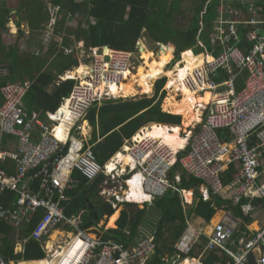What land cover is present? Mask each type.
<instances>
[{"label": "built area", "instance_id": "built-area-1", "mask_svg": "<svg viewBox=\"0 0 264 264\" xmlns=\"http://www.w3.org/2000/svg\"><path fill=\"white\" fill-rule=\"evenodd\" d=\"M10 1L0 0V6ZM259 1L220 0L210 35L212 48L204 47L196 55L176 47L167 64L173 71L180 62L185 68L187 52L202 57L197 68L186 71L179 86L198 97L211 94L207 104H198L200 119L181 132L188 142L183 152L177 153L162 138L149 136L157 124L149 123L102 165L92 138L83 137L88 111L120 98L112 88L138 72L137 65L145 61L143 49L161 51L169 42L148 48L142 39L137 51L102 46L82 54L81 58L90 61L84 65L86 71L74 78V72L60 76L59 84L74 80L75 87L59 110L47 113L45 119L29 113L25 105L33 81L2 85L9 72L0 68V222L14 228L15 256H23L0 255V264L29 262L24 256L32 241L40 245L41 260L47 264L150 263L158 247L154 236L140 237L126 247L104 240L101 224L84 228V211L67 215L69 191L79 183L76 172L91 182L103 177L99 196L115 210L126 203H152L170 191L182 195L187 209L196 196L190 190L192 200L188 201V191L180 188V182L200 179L203 201L220 197L231 204L217 209L208 221L187 216L186 229L164 264H251V255L256 264H264V23L259 18ZM236 2L241 7H235ZM51 11L58 19L60 8L51 6ZM58 20L49 26V36L62 45L64 38L55 35ZM163 93L164 88L160 98ZM175 93L182 95V91ZM126 158L129 162L125 164ZM8 161L15 163L14 172L5 168ZM176 166L181 168L175 170ZM231 168L237 174L227 181ZM132 186L146 197L145 202L131 201ZM216 216L219 220L213 223Z\"/></svg>", "mask_w": 264, "mask_h": 264}, {"label": "trees", "instance_id": "trees-1", "mask_svg": "<svg viewBox=\"0 0 264 264\" xmlns=\"http://www.w3.org/2000/svg\"><path fill=\"white\" fill-rule=\"evenodd\" d=\"M262 1H259V8ZM53 3L61 10L55 35L64 38L63 48L52 40L53 43L46 46V49L43 40H29L22 29L24 18L29 25V36L41 34L46 30L44 25L50 24L51 13L41 0H18L12 10L8 7L0 10V68L9 71V76L2 79V85L27 78L34 81L25 99L29 113L42 111V114L47 115L56 112L70 97L76 84L74 80L56 85L53 93L47 89L56 84L57 80L59 82L61 74L65 75L66 71H72L79 65L75 56L67 55L65 51L66 47L75 43L72 36L76 40H87L93 47L107 46L116 50L137 51L140 41L147 35L155 44H167L171 39L179 41L180 43L171 42L167 45L171 52L176 53L177 46L180 52L191 50L200 54L204 47L207 51L212 48L210 35L220 7V0H53ZM234 4L235 7H241L239 2ZM73 16L80 18V21L76 20L78 30L74 32L69 29L67 35L62 34L66 30V23L75 20ZM14 17H17L21 34L13 45H9L5 41L9 35L7 24ZM23 40L29 46L32 43L36 45L39 55L33 52L22 53ZM192 56L191 52H187L184 59ZM165 83L166 79L158 81L153 98L110 100L96 104L88 111L86 119L95 127L91 143L95 145L93 149L100 164L109 161L121 150L125 141L136 135L144 125L157 123L181 126V115L185 118L183 124L192 118L195 105L193 97L187 98L184 108L174 115L162 110L165 93L160 98V92ZM241 88L242 86L239 87ZM178 168L181 167L176 166L175 170ZM236 174L237 171L231 168L226 180H233ZM75 177L79 183L69 191L71 199L65 203L67 215L72 217L84 211V228L98 226L105 217L113 216L115 209L99 196L103 177L93 183L79 172L75 173ZM201 182L196 178H183L180 182V188L193 190L196 196L194 204L187 209L183 205L182 195L172 191L145 204L143 209H136V204L126 203L127 208L119 216L117 228L101 229L103 239L129 247L140 237L154 236L158 247L149 264H164L163 259L168 253L174 252L175 243L186 229L187 216L208 221L214 217L217 209L231 204L229 200L220 197L203 201L199 192ZM39 219L40 217L34 219L32 227ZM218 220L219 216H216L213 223ZM9 228L7 223L0 222V235L7 234ZM0 255L18 259L23 257L15 256V244L12 245L7 239L0 245ZM43 258L40 245L32 241L24 259L37 261Z\"/></svg>", "mask_w": 264, "mask_h": 264}, {"label": "bare ground", "instance_id": "bare-ground-1", "mask_svg": "<svg viewBox=\"0 0 264 264\" xmlns=\"http://www.w3.org/2000/svg\"><path fill=\"white\" fill-rule=\"evenodd\" d=\"M164 50L166 51V53H161V55H159L158 66L155 68H152L154 66V60L151 59V55L149 54L150 51L143 49V57L145 59L144 63L145 65L148 64L147 70L144 73L140 72V70L144 68V63H143L142 66L138 68V72L133 73L131 75V78L126 79L124 83L122 82L120 87H117L118 85H115V87H113L112 90L114 94L116 95V97H121V95L122 97H128V95H131V94L133 95L151 94L153 87H154V83L160 77L168 75L169 79L167 78L166 86L169 89L170 88L172 89L174 87V90L170 91L171 93L168 94V97L165 99V105L163 108H164V111L171 113V114H176L177 112H179V110L182 107L185 97L186 98L189 97V95L194 92L190 91L188 88H182L176 84V81L178 80L177 76L174 75L172 70H166L167 64L173 59L176 53L170 54L168 53L166 49ZM153 54L155 55L156 53L153 52ZM202 59H203L202 57L201 58L194 57L192 59H188L187 62L185 60V63H186L185 68L183 66L176 67L177 72L179 73L178 78L179 79L183 78L186 75V71L194 70L195 68H197V66H199L198 63L202 62ZM85 71H86L85 68L83 69L79 68L76 72L73 73L74 76L72 75L71 76L72 78H74L75 76H78V74L83 75ZM138 75H142V77L138 79L140 80L139 82L141 83V85L137 87L136 90H133V91L126 89L125 87L129 88L130 86H132L133 80H136V77ZM179 91H182L181 98L179 97L180 100L177 99V95L175 93ZM210 98H211V95L208 93L204 95H199L198 97L199 105L204 106V104H207L209 102ZM200 113L201 111L197 107V115H196L195 120L193 121V124L200 119ZM165 126L166 125H158V124L153 125L152 130L149 131V136L164 139L166 144L170 145L177 153L185 151L187 149L188 142L181 137V132L183 131L184 128L182 129V127H179V126H174V127L167 126L171 129L170 130ZM189 127L191 126H187L186 128H189ZM124 160H125V164L129 162L128 158ZM132 191L133 192L129 196L131 201L142 203L147 200L146 197H144L142 193L139 192L136 186H132ZM186 197L189 201H191L192 193L187 192ZM117 216H118V213H116L111 218L110 222L108 223L109 227L115 226L114 223H115ZM255 227H258V226L255 225ZM59 234L60 233H57L55 237H57ZM25 264H47V262L45 260H38V261L25 262Z\"/></svg>", "mask_w": 264, "mask_h": 264}, {"label": "crops", "instance_id": "crops-1", "mask_svg": "<svg viewBox=\"0 0 264 264\" xmlns=\"http://www.w3.org/2000/svg\"><path fill=\"white\" fill-rule=\"evenodd\" d=\"M50 2H47V3H49L50 5H53L54 3H53V0H49ZM80 1H85V0H80ZM262 5H264V0L260 3V15H259V18H260V21L261 22H263L264 23V8L262 7ZM4 7H8V8H11V10H12V8H14L15 7V5L14 6H10L9 5V3L8 4H6V5H1L0 6V10H1V8H4ZM47 8H49V7H47ZM72 16V15H71ZM76 20H78L79 19V16H73ZM10 22V23H9ZM8 22V24H7V28L9 29V34H12V33H14L16 30H18V28H20V25H18V22L16 23V22H14L13 21V19H10V21ZM27 22V21H26ZM22 23V28H24L25 26H29L28 25V22L27 23ZM13 29H15V30H13ZM21 29V28H20ZM71 30V28H69V27H66V30L64 31V33H62V34H65V35H67L66 33L68 32L67 30ZM262 30L264 31V25L262 26ZM73 31V30H72ZM75 32V31H74ZM248 32V30H244V33L246 34ZM26 33H28V30L26 31ZM74 41H75V43L70 47V48H73V49H75V52H74V54H67V55H73V56H75V59H77L78 61H79V65L78 66H76V67H74L73 68V70L72 71H66V73L67 72H76L77 70H78V68H81V69H83L84 68V65H87V64H89L90 63V61L89 60H86V59H83V58H81L82 57V54H84V53H88V52H91L93 49H95V48H101V47H99V46H97V47H93L89 42H87V40H85V39H78V40H76V37L75 36H72L71 37ZM145 38V37H144ZM169 43H171V42H175L174 44H177V41L176 40H174V39H171V40H169L168 41ZM26 44H25V46L26 47H29V44L27 43V42H25ZM148 45V44H147ZM149 46V45H148ZM151 47H153V46H151ZM150 47V48H151ZM164 47H166V48H164ZM169 47V46H168ZM167 46H163V47H161V51H159L158 50V52H157V54H153V52L155 53V49L154 50H148V51H150L149 52V54L151 55V56H153V60H158V58H159V55H161V53H166V51L164 50V49H166L167 51H168V53H170V54H173L174 52H171V49L170 48H168ZM177 47V46H176ZM45 48L47 49V47L45 46ZM61 48V47H60ZM63 48V47H62ZM162 48H164V49H162ZM22 50H23V46H22ZM32 51V50H31ZM33 51H35V49L33 50ZM193 57V56H192ZM83 65V66H82ZM47 69V68H46ZM45 69V70H46ZM55 73H57V71H54ZM62 75H64V74H61L60 76H62ZM72 76H74L73 75V73L71 74ZM76 77V76H75ZM27 79H29V78H27ZM59 83H58V80H57V82H56V84H54V85H52L49 89H47V90H49V92L50 93H53V92H55V86L56 85H58ZM155 84V83H154ZM125 87V86H124ZM131 87V86H130ZM167 87V86H166ZM126 88V87H125ZM127 89V88H126ZM128 90H130V91H133V90H136V88H134L133 90H131L130 88L128 89ZM132 93V92H131ZM210 94L209 92H206L205 94ZM191 94H195V93H191ZM190 94V95H191ZM131 95H133V94H131ZM190 95H189V97H190ZM211 95V94H210ZM121 97H122V95H121ZM128 97H129V95H128ZM189 97H187V98H189ZM195 105H194V109H193V115H192V118L188 121V123H189V125H193V121L195 120V118H196V115H197V107H199L198 106V104H199V102H198V95H196L195 94ZM187 98H185L184 99V101H183V104H182V107H181V109L179 110V112L184 108V106H185V102H186V99ZM211 99V98H210ZM210 101V100H209ZM0 102H1V100H0ZM162 103H163V100H162ZM1 104V103H0ZM164 105H165V102H164V104H163V107H164ZM205 105V104H204ZM37 113H39L40 115H41V117L43 118V119H45L46 118V115H44V114H42V111H36ZM178 113V112H177ZM184 117V116H183ZM88 123H90V121L89 122H86V123H84V134H83V137L85 138V139H87L89 136H90V134L92 133V129H93V127L91 126V125H89ZM187 123V122H186ZM153 125H157V124H153ZM182 126V125H181ZM181 126H179V127H181ZM183 126H185V124H183ZM165 127H167V126H165ZM174 127V126H173ZM168 129H170L169 127H167ZM182 129H183V127H182ZM171 130V129H170ZM184 130V129H183ZM14 144H16L17 145V140H14V142H13ZM7 164H6V167L5 168H7V169H10V171H15L16 169H15V163L13 162V161H8V162H6ZM13 169V170H12ZM91 183H93V182H91ZM189 192V191H188ZM14 198H16V197H14ZM71 198V197H70ZM187 198V197H186ZM189 201V200H188ZM70 202V201H69ZM68 203V202H67ZM143 203V202H142ZM66 206V205H65ZM66 209H67V207H66ZM116 213H118V216H117V218H116V220H115V223H114V227H109L108 226V223L110 222V220H111V218L116 214ZM114 215L113 216H111V217H105L103 220H105V221H101L100 222V224L103 226V227H107V229H115V228H117V222H118V220H119V216H120V211L118 210L117 212L115 211V213H114ZM36 219V218H35ZM10 228H9V231L8 232H6L7 234H3V235H0V245H2V244H4V242L6 241V239L8 240V242L9 243H11L12 245H14L15 244V230H14V228L13 227H11V226H9ZM31 228H32V226H31ZM6 236V237H5ZM8 236H10V237H8ZM208 258L209 259H211L212 257L211 256H209L208 255Z\"/></svg>", "mask_w": 264, "mask_h": 264}, {"label": "rangeland", "instance_id": "rangeland-1", "mask_svg": "<svg viewBox=\"0 0 264 264\" xmlns=\"http://www.w3.org/2000/svg\"><path fill=\"white\" fill-rule=\"evenodd\" d=\"M45 5H46V7H49V10H50V12H51V14L53 15V12L51 11V5L49 4V3H47V2H50L49 0H41ZM18 2V0H11L10 1V3H9V5L10 6H14L16 3ZM52 17V16H51ZM13 19V21L14 22H18V20H17V17H14V18H12ZM55 20V21H54ZM58 19H55V18H53L52 17V19H51V22H50V24H46V25H44V28H46V30L44 31V32H42L41 34H37V33H35V36H29L28 35V33L30 32V30H29V26L27 27V26H25L24 28H22L23 29V31L26 33V31L28 30V33H26V36H28V38H29V40H36V39H41V40H43L44 41V44H45V46H49V45H51L52 43H53V41H52V38L51 37H49V36H47V35H49V33H50V31H51V29H50V27L54 24V22H56ZM78 21H80V18L78 19ZM78 21H76V20H69L68 21V23H66V27H69V28H71V30H73V31H77L78 30ZM26 22V20H25V18H24V20H23V24ZM58 22H60V19L58 20ZM10 23V22H9ZM27 23V22H26ZM50 26V27H49ZM13 30H15V29H13ZM68 31V30H67ZM21 34V29L20 28H18V30H16L14 33H12V34H9V35H7L6 36V38H5V41L10 45V44H13L14 42H15V40H16V38L17 37H19V35ZM144 37L145 38H143L144 40H142V42H145V44H148L149 46H148V48H150L151 46H155V42L153 41V40H151L147 35H144ZM26 41L25 40H23L22 41V45H23V50H22V53H24V54H28V53H31V50L33 51L35 48H37L36 47V45H34L33 43L32 44H30V46L29 47H26L25 46V43ZM178 43H180L179 41H177ZM163 47V46H162ZM168 47V46H167ZM164 48H166V47H164ZM168 48H170V47H168ZM157 52H158V50L157 49H155V53L157 54ZM173 54H175V53H173ZM192 54V53H191ZM197 55V54H196ZM183 57H184V55H183ZM195 57V56H194ZM194 57H189V58H186L185 60H186V62H187V60L188 59H192V58H194ZM151 59H153V56H151ZM158 61H159V58H158V60H154V66L152 67V68H155V67H157L158 66ZM171 62V61H170ZM169 62V63H170ZM184 63H185V61H184ZM142 64H143V61L141 62V63H139L138 65H137V69H138V67L140 68L141 66H142ZM171 64V63H170ZM180 65H177V67L178 66H182V64H181V62L179 63ZM186 64V63H185ZM140 65V66H139ZM147 67H148V64L147 65H145V63H144V68H142L143 69V71H142V69L140 70V72H142V73H144L146 70H147ZM137 69H136V71H137ZM166 69H171V66L169 65H167L166 66ZM175 70H173V73H174V75H176L177 76V81H176V84L177 85H180V79L178 78V75H179V73L178 74H176V72H177V69H176V67L174 68ZM170 73V72H169ZM140 74V73H139ZM139 76V77H138ZM137 77H136V80H133V84H132V86L131 87H129L131 90H133L134 88H137V87H139L140 85H141V83L139 82L140 80H138V79H140L141 77H142V75H138ZM162 77H166V78H168L169 79V76L168 75H166V76H162ZM162 77H160V78H162ZM159 78V79H160ZM127 88V87H126ZM129 88H127V89H129ZM164 88V91L166 92L165 94H166V98L168 97V94L169 93H171L170 92V89H169V91H166V89H168L167 87H166V84H165V86L163 87ZM156 91H157V84H155L154 85V87H153V90H152V93H151V95H149V94H147L148 95V97H147V95L146 94H139V95H129V97H125V99L126 100H129V99H136V98H143V97H147V98H153V97H155V93H156ZM176 95H177V99L178 100H180V98H181V94H177L176 93ZM180 97V98H179ZM190 97H193L194 99L196 98L195 97V94H191L190 95ZM166 98H163V103H162V110L164 111V108H163V104H164V102H165V99ZM186 98V97H185ZM196 100V99H195ZM165 112V111H164ZM165 113H167V112H165ZM168 114H170V113H168ZM172 115H174V114H172ZM184 117H182V126L181 127H183L184 129H187L186 127L187 126H191V125H189V123H188V121L186 120V122H185V126H183V120H185V118L183 119ZM94 133H95V129L93 128L92 129V133L90 134V136H92V138H93V136H94ZM89 138V137H88ZM191 193H192V191H191ZM146 204V203H145ZM145 204H136L137 205V207H136V209H143L144 207H145ZM127 207L125 206V205H123V206H121V207H119V208H117L116 209V212L119 210L120 211V216H121V213H122V211L124 210V209H126ZM107 218V217H106ZM103 221H105V220H103ZM107 228V227H106Z\"/></svg>", "mask_w": 264, "mask_h": 264}, {"label": "clouds", "instance_id": "clouds-1", "mask_svg": "<svg viewBox=\"0 0 264 264\" xmlns=\"http://www.w3.org/2000/svg\"><path fill=\"white\" fill-rule=\"evenodd\" d=\"M53 8H59V7H56L54 4L53 5H51ZM61 11V10H60ZM49 12H50V10H49ZM51 13V12H50ZM59 14H60V12H59ZM59 14H58V19H60V16H59ZM51 16H53L52 14H51ZM71 16V15H70ZM71 19H72V16H71ZM76 20V19H75ZM59 23V22H58ZM58 26V25H57ZM30 33V32H29ZM29 33H28V35H29ZM47 36H49V35H47ZM50 37V36H49ZM52 38V37H51ZM52 40L53 41H55V42H57L56 41V39H55V37L54 38H52ZM65 42V41H64ZM64 42H63V44L62 45H60L59 43V46L62 48L63 47V45H64ZM15 43V42H14ZM13 43V44H14ZM13 44H10V45H13ZM23 46V45H22ZM107 47V46H106ZM68 49H71L70 47H66L65 48V51H66V53H67V50ZM21 50H22V47H21ZM31 52H33V53H35L36 55H39V52H38V50H36L35 49V51H31ZM74 52H75V49H74ZM68 54V53H67ZM72 54H74V53H72ZM79 69V68H78ZM9 72V71H8ZM8 76H9V74H8ZM7 76V77H8ZM166 79V82H167V78H165ZM25 80H27V79H25ZM25 80H23V81H25ZM28 80H31V79H28ZM33 81V80H32ZM17 82H22V81H17ZM17 82H8V83H17ZM34 82V81H33ZM1 83H2V80H1ZM8 83H6V84H8ZM166 84V83H165ZM147 95V94H146ZM149 95H151V94H149ZM147 97H148V95H147ZM150 98V97H149ZM120 99V98H119ZM115 100H118V99H115ZM108 101H110V100H108ZM180 116V115H179ZM47 118V117H46ZM181 118H182V116H181ZM89 122V121H88ZM89 125H91L94 129H95V127H94V125L92 124V123H89ZM166 126H171V125H166ZM171 127H173V126H171ZM89 137H91L92 138V136H89ZM92 140H93V138H92ZM148 203V202H147ZM146 203V204H147ZM133 204H137V203H133ZM139 205V204H138ZM116 211V210H115ZM179 240V239H178ZM173 253V252H172ZM172 253H168L167 255H172Z\"/></svg>", "mask_w": 264, "mask_h": 264}, {"label": "water", "instance_id": "water-1", "mask_svg": "<svg viewBox=\"0 0 264 264\" xmlns=\"http://www.w3.org/2000/svg\"><path fill=\"white\" fill-rule=\"evenodd\" d=\"M250 259H251V264H256V258L254 257V255H251Z\"/></svg>", "mask_w": 264, "mask_h": 264}, {"label": "flooded vegetation", "instance_id": "flooded-vegetation-1", "mask_svg": "<svg viewBox=\"0 0 264 264\" xmlns=\"http://www.w3.org/2000/svg\"><path fill=\"white\" fill-rule=\"evenodd\" d=\"M164 98H166V94L164 95ZM120 99H125V97H120Z\"/></svg>", "mask_w": 264, "mask_h": 264}]
</instances>
